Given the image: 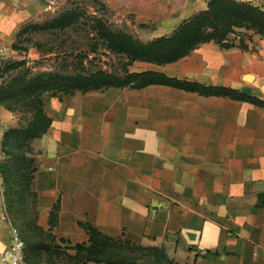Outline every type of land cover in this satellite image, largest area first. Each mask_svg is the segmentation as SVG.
<instances>
[{
    "label": "crops",
    "instance_id": "obj_1",
    "mask_svg": "<svg viewBox=\"0 0 264 264\" xmlns=\"http://www.w3.org/2000/svg\"><path fill=\"white\" fill-rule=\"evenodd\" d=\"M69 1L0 0V64L21 51L13 43L23 25ZM102 1L148 41L169 35L210 0ZM245 43L211 40L175 61L135 60L129 70L264 99V37ZM43 104L51 123L33 142V188L44 228L60 203L51 229L57 239L87 242L79 224L86 220L110 236L163 247L175 264H264V105L166 83L46 94ZM16 122L0 104V145ZM4 210L0 179L1 247L10 242Z\"/></svg>",
    "mask_w": 264,
    "mask_h": 264
},
{
    "label": "rangeland",
    "instance_id": "obj_2",
    "mask_svg": "<svg viewBox=\"0 0 264 264\" xmlns=\"http://www.w3.org/2000/svg\"><path fill=\"white\" fill-rule=\"evenodd\" d=\"M248 1L264 9V0ZM118 31L127 32L142 40L137 33L131 32L118 22L102 0H70L57 6L43 19L31 20L23 25L17 38L21 51L14 57L5 58L4 61L25 59V64L8 72H1L0 68V104L18 117V122L9 126L1 139L0 148L3 155L0 158V179L3 201L10 220L19 227L22 235H26L31 241H50L46 232L41 233L35 226L36 192L27 184L30 180L26 177L27 174H24V169L29 170L37 165L39 151L33 145L37 137H13L9 129L24 130L29 127L38 109L39 97L45 93H59L44 88L28 92L23 89V85L43 72L76 75L88 74L101 68L123 74L122 64L129 57L119 53L105 39L107 33ZM254 35L260 34L254 29L236 28L235 33H229L226 37L239 40L240 37L253 38ZM2 65L3 63L0 67ZM46 84L51 86L55 82ZM42 122L45 120L41 119L37 126H41ZM6 132L8 141L3 151ZM50 242L51 246L55 247L43 250L41 264L73 263L71 248L58 240ZM151 253L152 251L146 250L135 252L136 264H166Z\"/></svg>",
    "mask_w": 264,
    "mask_h": 264
},
{
    "label": "trees",
    "instance_id": "obj_3",
    "mask_svg": "<svg viewBox=\"0 0 264 264\" xmlns=\"http://www.w3.org/2000/svg\"><path fill=\"white\" fill-rule=\"evenodd\" d=\"M236 28L254 29L261 37H264V9L248 0H210L208 7L193 14L184 20L169 35L160 36L148 41H142L133 37L127 32L118 31L113 34L107 33L105 39L119 53H124L129 59L122 64L123 74H117L107 69H97L88 74L61 75L55 73H40L35 75L23 85V89L28 92H36L40 88L52 89L62 95L65 93H74L78 90L88 91L109 86H131L143 87L152 83H166L187 90L198 91L204 95H227L235 98L249 100L259 105H264V99L255 95L247 94L239 89L223 85H206L198 81L182 79L175 76H169L162 71L147 69L142 71H130L129 65L135 60H144L165 64L175 61L198 47L203 42L215 41L224 47L239 45L246 47L245 38L229 39L226 37L229 33H235ZM20 32V30H19ZM18 32V35H19ZM17 35V38H18ZM250 38V37H249ZM13 47L20 49L21 45L16 40ZM25 59L4 61L1 72H8L19 68L25 64ZM47 82H55L51 86H46ZM42 89L43 91H45ZM2 86H0V92ZM42 94L38 99V109L32 123L24 130L9 129L11 136L26 135L27 137H40L48 129L51 119L44 110ZM41 119L42 125L37 126ZM8 132V131H7ZM7 132L5 133V142L2 145L3 151L7 147ZM7 134V135H6ZM37 165L32 169H24V174L30 180V186L33 187L34 173ZM23 176V177H25ZM29 186V185H28ZM34 189V188H33ZM36 192V191H35ZM37 198V197H36ZM264 204V193L259 196V205ZM60 203L57 201L51 211L50 227L44 228L37 223L36 228L47 234L50 241L64 242L66 247L74 249L72 254V264H86L89 261L106 264H136L134 253L137 251H152L151 254L166 264H175L169 258L166 250L158 246H145L141 243L123 238L122 236L113 237L103 233L93 223L86 220H79V224L89 234L87 242H73L70 239H57L51 232L52 227L57 222ZM21 232V230H20ZM22 235V233H21ZM25 242V255L31 264H41L43 259V250L50 249L51 242L43 239L31 241L22 235Z\"/></svg>",
    "mask_w": 264,
    "mask_h": 264
},
{
    "label": "built area",
    "instance_id": "obj_4",
    "mask_svg": "<svg viewBox=\"0 0 264 264\" xmlns=\"http://www.w3.org/2000/svg\"><path fill=\"white\" fill-rule=\"evenodd\" d=\"M51 4L55 5V0H51ZM2 155L3 153L0 148V158ZM3 218L9 223L10 242L4 247L0 245V264H31L25 255V242L19 227L10 220L6 210H4Z\"/></svg>",
    "mask_w": 264,
    "mask_h": 264
}]
</instances>
